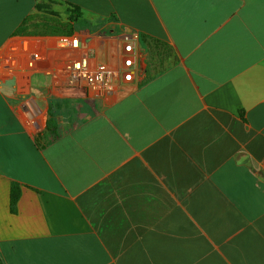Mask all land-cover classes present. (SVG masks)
Wrapping results in <instances>:
<instances>
[{
    "label": "crops",
    "instance_id": "0c3cea01",
    "mask_svg": "<svg viewBox=\"0 0 264 264\" xmlns=\"http://www.w3.org/2000/svg\"><path fill=\"white\" fill-rule=\"evenodd\" d=\"M0 264H264V0H0Z\"/></svg>",
    "mask_w": 264,
    "mask_h": 264
},
{
    "label": "built area",
    "instance_id": "2783aa9c",
    "mask_svg": "<svg viewBox=\"0 0 264 264\" xmlns=\"http://www.w3.org/2000/svg\"><path fill=\"white\" fill-rule=\"evenodd\" d=\"M123 67L126 69L123 74L125 81H131L134 74L147 66V59L138 55H134L133 42L137 39L131 33L123 37ZM66 73L70 81L80 88L95 89L97 87L108 88L112 73L109 71H93L89 68L87 60L82 59L73 62L71 66L66 68Z\"/></svg>",
    "mask_w": 264,
    "mask_h": 264
},
{
    "label": "rangeland",
    "instance_id": "374dc122",
    "mask_svg": "<svg viewBox=\"0 0 264 264\" xmlns=\"http://www.w3.org/2000/svg\"><path fill=\"white\" fill-rule=\"evenodd\" d=\"M51 5V4H50ZM54 6V5H53ZM52 7V5H51ZM34 34L36 33V30L33 31ZM47 41H54L52 47H54V49H63V48H68V49H79L80 47V43L77 37H53V38H48ZM124 41V39H123ZM125 43V42H124ZM39 44L38 42L35 41H28V40H21V42L18 43H14L13 45H11L9 47L10 51L13 53H21V54H26L28 56H32L33 60L35 61L37 60V54L33 55V54H29L32 53L33 50V45H37ZM124 45V44H123ZM48 46L50 47V45L48 44ZM95 48L100 49L101 48V43L98 42L94 45ZM123 49V47H122ZM85 59V58H84ZM6 65H11L14 63L13 59H11V57H8V59L6 60ZM32 61L29 59L28 63H32ZM76 62V61H75ZM72 64V63H71ZM71 64L67 65L71 66ZM96 89V88H95Z\"/></svg>",
    "mask_w": 264,
    "mask_h": 264
},
{
    "label": "trees",
    "instance_id": "16d2710c",
    "mask_svg": "<svg viewBox=\"0 0 264 264\" xmlns=\"http://www.w3.org/2000/svg\"><path fill=\"white\" fill-rule=\"evenodd\" d=\"M50 14H52L50 12ZM80 11L78 9H74V11H71L69 13V17L67 18V20L64 23H60V22H54L52 20H48L45 21V23L43 24V28L47 29L46 30V34L47 35H61L64 37H70L73 34V27L72 24L77 22L78 17L80 16ZM12 193H11V201H12V211L14 210V205L15 202L18 198L19 195V190L18 187L16 185L12 186Z\"/></svg>",
    "mask_w": 264,
    "mask_h": 264
},
{
    "label": "bare ground",
    "instance_id": "6f19581e",
    "mask_svg": "<svg viewBox=\"0 0 264 264\" xmlns=\"http://www.w3.org/2000/svg\"><path fill=\"white\" fill-rule=\"evenodd\" d=\"M53 43H54V41H53V42H52V41H49V42H48V44L50 45V49H53V48H52Z\"/></svg>",
    "mask_w": 264,
    "mask_h": 264
}]
</instances>
